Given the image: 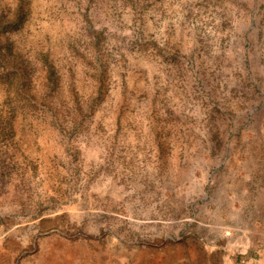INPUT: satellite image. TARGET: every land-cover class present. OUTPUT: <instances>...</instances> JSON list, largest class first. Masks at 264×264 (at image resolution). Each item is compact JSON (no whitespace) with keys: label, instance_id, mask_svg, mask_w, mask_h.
I'll return each instance as SVG.
<instances>
[{"label":"rangeland","instance_id":"obj_1","mask_svg":"<svg viewBox=\"0 0 264 264\" xmlns=\"http://www.w3.org/2000/svg\"><path fill=\"white\" fill-rule=\"evenodd\" d=\"M0 264H264V0H0Z\"/></svg>","mask_w":264,"mask_h":264}]
</instances>
